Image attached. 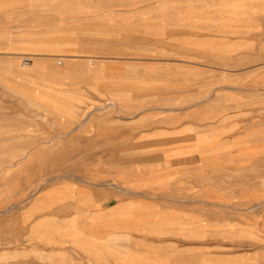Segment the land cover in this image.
Returning <instances> with one entry per match:
<instances>
[{"label":"rangeland","instance_id":"374dc122","mask_svg":"<svg viewBox=\"0 0 264 264\" xmlns=\"http://www.w3.org/2000/svg\"><path fill=\"white\" fill-rule=\"evenodd\" d=\"M89 1L88 41L49 43L82 45L87 57L37 58L40 42L29 40L37 37L33 27H27L26 35L29 61L6 56L7 45L0 46V264L66 263L71 227L58 226L54 217L36 227L35 220L56 215L61 203H67L62 207L67 214L73 189L81 181L91 194L105 192L106 220L122 219V232L132 230L130 220L136 219L153 231L154 240L179 241L182 251L162 250L180 259L176 264L181 258L210 264L209 246L216 238L218 264H256L248 247L256 244L257 216L264 209V186L259 185L264 167L226 155L233 147L247 145L241 137L248 126L257 133V114L250 115V121L241 115L225 118L226 107L209 102L195 110V101L229 95L211 88L207 69L165 68L177 65L180 52H190L187 45L133 41L129 27H114L112 15L99 17L98 1L126 0ZM2 29L0 23V41L6 37ZM142 54L154 62L151 68L136 65ZM200 54L208 56L209 51L201 47ZM71 65L73 69L65 68ZM240 95L259 98L264 92ZM239 97L235 91L234 98ZM147 103L152 105L148 115L153 142L114 139L129 129L137 105ZM89 119L92 132L102 122L107 131L104 139L84 146L71 134ZM163 119L184 128L179 135L157 131ZM99 140L105 141L107 151H121L84 152L97 149ZM146 199L153 200L151 212L140 206ZM123 200L131 202L116 213L109 210Z\"/></svg>","mask_w":264,"mask_h":264},{"label":"crops","instance_id":"0c3cea01","mask_svg":"<svg viewBox=\"0 0 264 264\" xmlns=\"http://www.w3.org/2000/svg\"><path fill=\"white\" fill-rule=\"evenodd\" d=\"M98 5L101 11L99 17L103 16L106 20L112 15L113 26L129 27L130 35L134 34L133 41L178 42L180 48L181 43L187 45L190 52H180L177 65L174 67L167 65L165 68L207 69L205 71L212 76L206 80L211 85L214 83L210 87L215 91H227L229 97L225 99L211 97L204 102H193L191 107H195V110L209 102L211 105L225 106L226 111L223 114L225 118L241 115L242 118L246 116L245 121H250L249 116L257 114V133L250 131L248 126L241 137L246 140L242 143L247 145L233 147L226 158L237 162H256L264 167V96L251 98L240 95L250 90L264 92V0H126L98 1ZM0 15L2 32L6 35L0 41V46L7 45L9 50L5 55L8 57L25 59L32 55L25 49L28 41L26 35L29 31L27 27H33V37L37 36L29 40L40 42L39 52L34 54L37 58L79 59L88 56V50L82 45L49 43L88 41L89 0H0ZM105 24L104 21L100 25ZM201 47L209 51L208 56H201ZM135 61L136 65L139 64V69H149L154 64L145 54L137 56ZM63 64L64 62L61 65ZM72 65L65 68L73 69ZM235 91L239 98H234ZM151 106L148 103L137 105L134 109L135 117L128 125L129 129L124 134L120 132L113 135V138L120 141L128 139L129 144L153 142L155 130L151 126V116L148 115ZM239 106L242 109L235 110V107ZM251 106L254 108H250ZM163 121L162 126L156 128L162 133L179 135L184 128L181 125L173 127L167 125L165 119ZM91 122L90 119L87 120L88 125L73 129L71 134L73 139H77V142L84 146L94 143L95 138L104 139L102 134L107 131L105 123L102 122L103 124L98 125L95 132H92L89 126ZM144 122L147 123L146 126L141 127ZM104 142L99 140L97 149H87L84 152L121 151V149L107 151ZM262 184L264 186V181L259 182V185ZM90 192V187L81 181L73 189L74 194L67 207V214L64 213L65 208H62L67 203H61L55 207L56 215H42L35 220L36 227H43L51 217L56 219L58 226L68 224L71 227L69 234H72V239L70 237L68 239L65 264H176L175 261L180 260L169 254L171 251L172 253L176 250L182 251L179 241L154 240L153 231L146 225L139 226L136 219L130 220L132 230L122 232L120 230L122 219L116 218L112 223L106 220L105 192L101 194ZM143 199L144 196L140 200ZM130 202L123 200L113 204L109 210L116 213ZM140 206L151 212L153 200L140 201ZM257 217L259 219L257 241L248 248L254 251L250 257L257 259L256 264H264V209L259 211ZM107 229L112 230L107 233ZM242 243L250 245L247 241ZM209 247L212 250L210 264H218L217 238ZM162 250L169 253L162 254ZM61 251L58 249L57 253H63ZM229 260L228 257L225 258L226 263ZM236 260L232 259L235 262ZM179 264H202V261L199 259L191 263L187 262L186 258H181Z\"/></svg>","mask_w":264,"mask_h":264},{"label":"bare ground","instance_id":"6f19581e","mask_svg":"<svg viewBox=\"0 0 264 264\" xmlns=\"http://www.w3.org/2000/svg\"><path fill=\"white\" fill-rule=\"evenodd\" d=\"M26 60H29L28 58H26Z\"/></svg>","mask_w":264,"mask_h":264},{"label":"built area","instance_id":"2783aa9c","mask_svg":"<svg viewBox=\"0 0 264 264\" xmlns=\"http://www.w3.org/2000/svg\"><path fill=\"white\" fill-rule=\"evenodd\" d=\"M27 61H29V60H26V62H27ZM26 62H25V63H26Z\"/></svg>","mask_w":264,"mask_h":264}]
</instances>
